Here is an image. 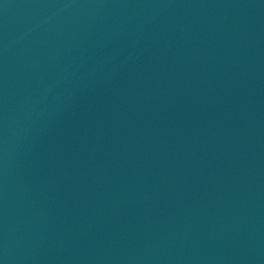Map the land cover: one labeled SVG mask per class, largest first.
<instances>
[{
  "label": "water",
  "instance_id": "obj_1",
  "mask_svg": "<svg viewBox=\"0 0 264 264\" xmlns=\"http://www.w3.org/2000/svg\"><path fill=\"white\" fill-rule=\"evenodd\" d=\"M0 264H264V0H0Z\"/></svg>",
  "mask_w": 264,
  "mask_h": 264
}]
</instances>
